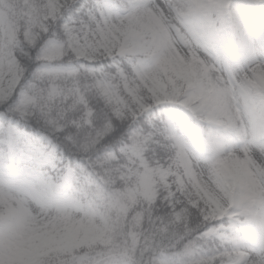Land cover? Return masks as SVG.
I'll return each mask as SVG.
<instances>
[{"label": "clouds", "instance_id": "1", "mask_svg": "<svg viewBox=\"0 0 264 264\" xmlns=\"http://www.w3.org/2000/svg\"><path fill=\"white\" fill-rule=\"evenodd\" d=\"M0 264H264V0H0Z\"/></svg>", "mask_w": 264, "mask_h": 264}]
</instances>
